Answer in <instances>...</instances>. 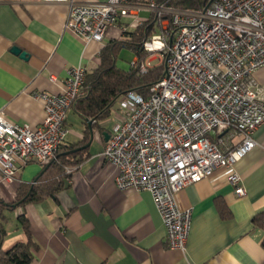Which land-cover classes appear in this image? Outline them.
Returning a JSON list of instances; mask_svg holds the SVG:
<instances>
[{
  "label": "crops",
  "instance_id": "0c3cea01",
  "mask_svg": "<svg viewBox=\"0 0 264 264\" xmlns=\"http://www.w3.org/2000/svg\"><path fill=\"white\" fill-rule=\"evenodd\" d=\"M108 1L0 0V110L8 120L42 125L46 112L36 93L60 94L69 70L82 65L88 72L94 71L101 65L106 46L124 41L157 18L149 0H131L132 14L110 27L103 42L86 45L66 28L74 5ZM15 47L27 52L28 58L13 53ZM124 51L133 56L131 68L137 55L125 46L117 63L120 65ZM255 78L264 87V68ZM116 112L114 124L109 120L111 113L94 124V140L85 147L90 142L88 123L71 107L64 147H76L72 151L82 153L74 160L81 155L84 160L74 168L67 186L54 196L15 205L20 192L46 171L38 163L22 167L13 182L0 175V202L15 205L3 211V250L27 241L19 222L25 216L38 246L31 264H264V232L252 223L264 211V124L255 134L258 145L235 167L244 196L236 194L223 170L178 194L180 207L192 211L187 249L182 252L167 246L166 229L153 196L121 191L115 183L116 168L101 155L108 142L104 133L110 135L124 114Z\"/></svg>",
  "mask_w": 264,
  "mask_h": 264
},
{
  "label": "built area",
  "instance_id": "2783aa9c",
  "mask_svg": "<svg viewBox=\"0 0 264 264\" xmlns=\"http://www.w3.org/2000/svg\"><path fill=\"white\" fill-rule=\"evenodd\" d=\"M130 2L74 5L66 28L86 45L103 42L110 27L132 14ZM150 5L158 17L169 18L161 21L162 33L144 43L149 56L132 66L145 74L163 64L165 72L148 96L120 98L127 112L101 155L116 168L121 191L153 196L167 246L185 252L192 211L180 207L181 190L223 170L236 194L245 195L235 167L258 145L255 134L264 124V87L255 78L264 68V0H214L196 12L165 9L153 0ZM155 54L158 64L151 60ZM87 74L79 65L68 71L63 92L34 95L46 112L40 126L11 122L0 110V175L6 181L29 163L45 167L56 158Z\"/></svg>",
  "mask_w": 264,
  "mask_h": 264
},
{
  "label": "trees",
  "instance_id": "16d2710c",
  "mask_svg": "<svg viewBox=\"0 0 264 264\" xmlns=\"http://www.w3.org/2000/svg\"><path fill=\"white\" fill-rule=\"evenodd\" d=\"M150 1V0H149ZM157 6L165 9L177 11H202L209 0H153ZM169 18V15L153 18L146 22L144 26L137 29L132 34H128L127 39L122 42H113L106 46L101 54V65L92 72H88L83 94L73 103L75 111L85 119L105 120L109 117L113 106L125 94L137 92L143 96H148L151 87L157 83L165 72V67L160 64L145 74H140L138 69L131 67L125 70L118 65L119 54L122 47L131 49L137 55V63H142L148 56L143 50L144 43L151 37L161 34V21ZM147 54V55H146ZM59 150L56 158L45 166L46 171L29 188L20 192L19 204L38 203L44 199L54 196L56 192L65 188L70 181L71 174H67V168H75L83 162V156L79 160L74 157L82 152H73L76 147H64ZM15 205L8 206L0 202V264H31L35 259L34 251L38 249L34 242L28 220L25 216H20L21 228L27 236L26 242L15 244L8 251L2 248L5 230L1 221L5 220L4 209H12ZM225 217L227 214L222 211ZM255 228L264 232V211L256 214L252 220ZM264 247V237L262 240Z\"/></svg>",
  "mask_w": 264,
  "mask_h": 264
},
{
  "label": "rangeland",
  "instance_id": "374dc122",
  "mask_svg": "<svg viewBox=\"0 0 264 264\" xmlns=\"http://www.w3.org/2000/svg\"><path fill=\"white\" fill-rule=\"evenodd\" d=\"M155 2V1H154ZM157 35H159V34H157ZM152 38L153 37H151V39L149 40V41H151L152 40ZM147 55V54H146ZM147 56H149V54L147 55ZM133 56H132V54L131 53H129L128 51H124L122 54H121V59H120V61H119V64L122 66L121 68H123V69H125V70H129L130 69V61H131V58H132ZM151 60H153L154 62H153V64H158V61H157V54H155L152 58H151ZM119 65V66H120ZM122 101H123V99H120V100H118L117 101V103L113 106V108H112V112H111V115H110V118H109V120L112 122V124H114L115 123V119H116V117H117V115H116V111H118V112H123V113H125V112H127V110L125 109V107H123V105H122Z\"/></svg>",
  "mask_w": 264,
  "mask_h": 264
},
{
  "label": "water",
  "instance_id": "95a60500",
  "mask_svg": "<svg viewBox=\"0 0 264 264\" xmlns=\"http://www.w3.org/2000/svg\"><path fill=\"white\" fill-rule=\"evenodd\" d=\"M213 1L214 0H209L208 2H206V6L204 8L205 11L209 8V6L211 5ZM12 52L19 55L22 59L28 58V53L20 50L19 48H16V47L13 48ZM96 121H97L96 119H93V120L86 119V122L88 123L89 131H90V142L85 147H89L92 141L94 140V134H95L94 124L96 123ZM104 135L106 136V141H108L110 139V135L107 133H104ZM85 147H83L82 149H84Z\"/></svg>",
  "mask_w": 264,
  "mask_h": 264
}]
</instances>
